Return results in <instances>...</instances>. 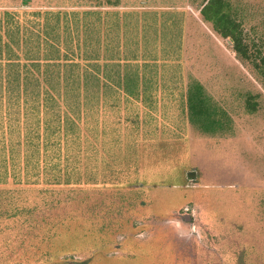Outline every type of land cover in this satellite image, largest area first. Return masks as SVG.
I'll list each match as a JSON object with an SVG mask.
<instances>
[{"label":"rangeland","instance_id":"374dc122","mask_svg":"<svg viewBox=\"0 0 264 264\" xmlns=\"http://www.w3.org/2000/svg\"><path fill=\"white\" fill-rule=\"evenodd\" d=\"M208 1L0 0L8 81L19 71L41 92L0 103V264H13L27 213L126 182L146 188L135 237L163 247L156 264H264V0H223L244 60L200 14ZM125 65L147 84H123L136 76ZM190 98L212 123L194 122ZM199 164L208 176L185 180Z\"/></svg>","mask_w":264,"mask_h":264},{"label":"trees","instance_id":"16d2710c","mask_svg":"<svg viewBox=\"0 0 264 264\" xmlns=\"http://www.w3.org/2000/svg\"><path fill=\"white\" fill-rule=\"evenodd\" d=\"M86 1L103 3L108 7H118L121 0ZM63 14L69 16L70 13ZM200 14L205 21L213 24L218 34L225 39H230L239 58L243 60L249 58L248 49L241 36L240 26L225 12L223 0H209L201 9ZM5 48H8V44H5ZM5 48L0 36V82L5 81V86L0 85V103L10 96V99L15 98L14 101L17 99L18 103L25 97L26 99L41 98V92L38 90L39 84L33 93L29 91L27 83L19 81L21 80L19 74L14 77L19 71L14 73L9 69L8 81V70L2 66L4 55H6ZM8 67L9 65H7ZM124 67L129 70L135 68L134 81H129L130 74L128 73L120 79L128 88L131 89L134 84L138 86L141 81H143L142 85L147 84V77L140 75L138 65H125ZM11 73L14 75L12 76ZM30 74L32 78H35L31 72ZM127 87L126 93L130 94L132 91L129 92L130 89L128 90ZM46 93L49 95L48 92ZM189 102L191 109L194 110V122H203L206 118L211 121V115L206 112V109H202L204 102L200 103L202 108L196 107L194 98H190ZM126 183L130 187H110L96 190L95 193L88 191L78 194L76 189L64 190L67 191V195L59 196L55 205L45 206L40 213L37 210L30 214L27 213L23 219L26 226L20 230L21 236L12 254L10 253L9 261L11 260L13 264H78L76 260L62 261L61 258L62 256L72 257L76 255V252L85 255L82 250L89 248L91 250L87 263L80 264H156L163 257V247L153 248L147 244L149 239L137 240L135 237L142 231L141 228L134 227L137 216L142 215L141 219L143 220L145 213L149 211L150 214L152 210L150 202L146 201L148 197L146 188H137V186ZM64 191L62 190V192ZM99 195L102 196L101 199ZM75 216H77L76 221ZM59 219L60 222L55 224V221ZM70 221L73 223L68 224ZM75 229L80 230L76 231ZM158 229L163 230L162 228ZM86 230L89 232H85ZM119 235L125 238L121 243L117 242ZM150 237L152 239V236ZM131 248L134 249V253H131ZM114 252L123 254L119 257H110V254Z\"/></svg>","mask_w":264,"mask_h":264},{"label":"flooded vegetation","instance_id":"af4514ba","mask_svg":"<svg viewBox=\"0 0 264 264\" xmlns=\"http://www.w3.org/2000/svg\"><path fill=\"white\" fill-rule=\"evenodd\" d=\"M199 166L200 167H197L196 170L194 169V170H191L189 172H185V174H186V179L185 180H191V181L195 182L196 185H197L199 183V178L207 177L208 173H209L208 169L204 170V168L200 164H199ZM183 175H184V172H183ZM190 175H194V176L190 177ZM233 184L234 183H232V182H230L228 184L227 183H222L220 185H217V187L221 186L223 188H235ZM239 186H241V185L236 186V188L239 187ZM184 220L185 221L186 220L190 221V217L187 216V217L184 218Z\"/></svg>","mask_w":264,"mask_h":264},{"label":"water","instance_id":"95a60500","mask_svg":"<svg viewBox=\"0 0 264 264\" xmlns=\"http://www.w3.org/2000/svg\"><path fill=\"white\" fill-rule=\"evenodd\" d=\"M194 175H190V177H193Z\"/></svg>","mask_w":264,"mask_h":264}]
</instances>
